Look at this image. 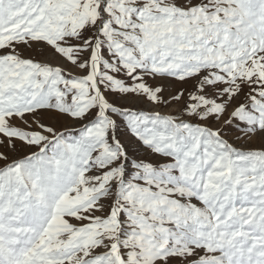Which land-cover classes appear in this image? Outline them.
Returning <instances> with one entry per match:
<instances>
[{
	"label": "rangeland",
	"instance_id": "rangeland-1",
	"mask_svg": "<svg viewBox=\"0 0 264 264\" xmlns=\"http://www.w3.org/2000/svg\"><path fill=\"white\" fill-rule=\"evenodd\" d=\"M0 264H264V0H0Z\"/></svg>",
	"mask_w": 264,
	"mask_h": 264
}]
</instances>
